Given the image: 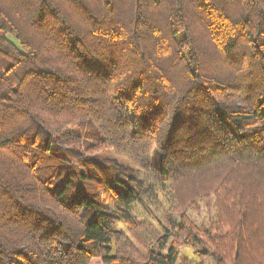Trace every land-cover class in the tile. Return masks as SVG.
Here are the masks:
<instances>
[{
	"label": "trees",
	"instance_id": "16d2710c",
	"mask_svg": "<svg viewBox=\"0 0 264 264\" xmlns=\"http://www.w3.org/2000/svg\"><path fill=\"white\" fill-rule=\"evenodd\" d=\"M180 247L264 264V0H0V264Z\"/></svg>",
	"mask_w": 264,
	"mask_h": 264
},
{
	"label": "rangeland",
	"instance_id": "374dc122",
	"mask_svg": "<svg viewBox=\"0 0 264 264\" xmlns=\"http://www.w3.org/2000/svg\"><path fill=\"white\" fill-rule=\"evenodd\" d=\"M103 156L105 157H112V155L114 156L113 151L110 150H105L102 153ZM120 162H124L123 160H120ZM212 202L214 203V199L212 198ZM212 211H209L208 209L203 207H200L199 210L197 212H192V211H188L187 215L189 220H191L195 225H197L199 228L203 227V226H207L210 219H211V215H212ZM158 215H161L160 212L157 213ZM158 218L161 219V217L159 216ZM162 220V219H161ZM116 230H122L123 232H125V228L122 227V224H118L116 226ZM179 258L182 261H189L195 264H214L213 260L211 258H205L203 260H198L196 257L192 256L191 251L185 249L184 247H180L179 248ZM90 264H101L99 259H93L91 261Z\"/></svg>",
	"mask_w": 264,
	"mask_h": 264
}]
</instances>
